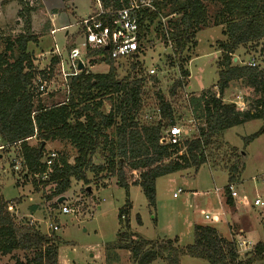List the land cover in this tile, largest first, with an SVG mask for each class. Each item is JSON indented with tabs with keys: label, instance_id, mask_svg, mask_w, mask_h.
<instances>
[{
	"label": "trees",
	"instance_id": "obj_1",
	"mask_svg": "<svg viewBox=\"0 0 264 264\" xmlns=\"http://www.w3.org/2000/svg\"><path fill=\"white\" fill-rule=\"evenodd\" d=\"M17 1L21 6L22 33L15 38L3 39L4 49L0 51V146L18 149L25 176L34 180L36 175L46 171L45 144L66 142L76 151L73 162L58 154L48 179L39 184L49 186L47 199L52 197L57 202L70 190L72 182L89 185L103 174L116 178V185L125 191L126 201L118 210L116 240L105 247L106 252L127 251L132 264L155 261L180 264L183 255L208 264H264V242L255 244L251 252L239 259L233 241L222 238L212 227L195 226L192 244L180 249L176 238L145 240L132 233L128 219L131 210L129 187H140L149 207L154 208L156 180L183 170L196 171L207 164L212 156V147H216L215 142H220L226 130L260 121V130L245 141L250 142L264 133V67L233 62L235 52L247 45L262 44L264 55V0H152L155 11L143 12L139 21V37L158 18L174 16L164 28L161 26L164 29L161 30V38L164 44L169 41L172 45L170 50L174 58L168 57L169 66L176 68L180 77L187 78L188 71L184 70L187 61L182 54L190 46H196L195 35L208 23L203 2L218 5L212 25L222 27L221 35L225 41L218 43L221 60L217 63V81L212 90L201 91L197 97L190 98L191 113L203 125L195 136L176 146L160 144L164 129L175 124L171 104L157 94L155 101L160 110L159 120L140 124L137 115L141 109L139 94L143 78L130 80L127 77L119 81L115 61L108 58L103 49H96L88 56L98 57V62L108 66L105 74L83 70L77 76L69 77L64 100L45 106L41 102L43 97L32 84L37 75H45V72L37 70L27 50L29 43L36 42L31 32L33 9L29 8L28 0ZM128 1L100 0V3L106 10H117ZM135 65L131 62V69H135ZM232 83L242 84L254 95V100L244 111L222 100ZM182 86V81H176L171 95ZM214 88L217 91L214 92ZM103 98L109 101L106 114L101 111ZM32 139L37 141V145H30ZM228 150L224 157L228 184L223 195L225 203L231 204L228 187L238 180L244 164L242 154L232 147ZM98 151L103 162L94 164L92 158ZM88 174L92 175V180ZM136 222L141 224L139 216H136ZM61 244L60 238L41 233L29 222L16 225L0 204V259L10 256L13 264H58ZM16 253H21V257H15Z\"/></svg>",
	"mask_w": 264,
	"mask_h": 264
},
{
	"label": "rangeland",
	"instance_id": "obj_2",
	"mask_svg": "<svg viewBox=\"0 0 264 264\" xmlns=\"http://www.w3.org/2000/svg\"><path fill=\"white\" fill-rule=\"evenodd\" d=\"M68 1L72 0L26 1L29 8L33 9L31 32L36 38L35 43L28 44L27 50L33 56L38 71L53 62L61 61L62 67L66 68L69 51L72 47L81 48L82 33L77 24L80 19H85L92 12L91 1L74 0L69 4L70 8L66 9L65 4ZM203 3L206 6L208 23L195 35L196 46H190L182 54L187 61L184 65V70L189 74L187 78L180 77L179 71L169 66L168 57L174 58V54L161 38V30H164L161 26L164 28L174 16L163 17L162 21L158 18L148 28L141 44V55L134 61L135 69L130 67L133 60L120 59L114 64L119 81H124L127 77H130V80L143 78L144 84L141 85L139 94L142 102L137 115L138 122L140 124L149 122L143 119L145 114L154 117L156 95L160 94L171 104L175 124L188 133L186 140L195 136L203 125L202 121L192 115L188 102L201 91L213 89L217 81V63L221 60L218 43L225 41L221 35L222 27L212 25L218 5L207 1ZM20 11L21 6L17 0H0V51L4 49L3 39L15 38L22 33L23 21L19 17ZM55 15L57 17L61 15L72 26L65 31H55L53 28ZM60 26V22L54 25L55 28ZM56 50L62 57H57ZM87 59L90 61L93 59L92 64L89 63L93 67L89 73L105 74L108 71V66L98 62V57L87 56ZM233 59H236L235 64L238 65H246L253 60L255 65L264 67L262 44L240 47ZM59 68L54 69L51 76L54 80L52 86L57 91L41 99L47 107L60 103L65 96V81ZM151 68H156V75L150 77L148 70ZM176 81H182L183 86L171 95V88ZM233 88L235 90L231 91L232 96L229 95L225 100L237 102L234 97L239 95L247 108L254 100L252 91L239 83ZM213 91L217 89L214 88ZM103 103L101 111L106 114L109 110V101L103 98ZM165 123L166 121H163V124ZM261 125L260 121H251L226 130L220 142H215L217 148L212 147V156L208 158L207 164L200 166L196 171L183 170L157 179L154 208L149 207L140 187H129L128 199L131 210L128 219L132 233L145 240L177 238V246L180 249L192 244L193 223L203 220L200 211L209 212L214 206V196L220 193L223 195V189L228 184L224 157L232 147L242 154L244 164L233 188L238 198L245 197L251 206L247 219L248 230L244 237L252 244L264 242V133L250 142L245 141L258 132ZM29 143L31 146L37 145L35 139ZM50 151L65 155L70 163L76 156V151L66 142H48L43 153L45 155ZM17 158L16 147L0 149V204L16 225L30 221L41 233L60 238L62 244L58 249V264H132L127 251H105V247L116 240L119 231L118 210L126 201L125 191L116 185V178L113 175H99L89 185L72 182L70 190L62 196L65 198L64 202L58 203L55 198L47 199L50 196L49 186L44 187L32 177H26L23 169L13 168L14 159ZM92 162L94 164L103 162L100 151L92 158ZM126 177L130 181V174L127 173ZM88 178L92 180V175L88 174ZM88 188L91 193L87 192ZM179 189L182 193L174 198L173 194ZM216 189L222 191L216 193ZM256 198L262 202V206H252ZM55 203L57 206H54ZM66 205L76 209V214H61L62 207ZM136 216L140 217V225L136 222ZM51 225L58 226V231L52 232L49 228ZM21 255L16 253L15 257L20 258ZM4 262L2 261V264ZM151 264L164 263L155 261ZM180 264L208 263L183 255Z\"/></svg>",
	"mask_w": 264,
	"mask_h": 264
},
{
	"label": "built area",
	"instance_id": "obj_3",
	"mask_svg": "<svg viewBox=\"0 0 264 264\" xmlns=\"http://www.w3.org/2000/svg\"><path fill=\"white\" fill-rule=\"evenodd\" d=\"M93 5V10L88 17L82 19L77 25L80 28L82 33V41L81 48L80 47H72L66 57V68L62 67L63 62H58L55 64V67L52 68V65L49 64L47 67L42 69L41 71L45 72V75H37L33 81V87L40 93L42 97L48 96L49 94H53L57 89L54 88L52 72L57 67H60V74L65 81V89L64 93H68L67 89V79L69 77L77 76L83 70H87V52L103 49L107 47L105 51L108 55V58L118 61L120 59L133 60L137 59V56L141 55L142 52V41L146 32L143 31V35L139 37V21L142 18L143 12L146 10L148 12L155 11L151 0H129L128 4L123 6L120 9H104L100 3V0H91ZM163 18H161L162 21ZM167 47L171 49L172 45L168 41ZM57 51V50H56ZM57 57H62L57 51ZM81 62L82 70L78 69V63ZM131 63V62H130ZM246 65L254 67L255 63L250 61ZM156 75V68H151L148 70V76ZM186 97V96H185ZM236 101L232 102L236 106L239 111H244L246 109L243 102H241V97L236 95L234 97ZM160 110L156 107L154 112V117H150L148 114L143 116L145 121H151L152 118L159 120ZM188 133L183 130L181 127L176 124L169 126L164 129L160 144L176 146L180 145L185 141ZM10 148L7 145L0 146V149ZM58 158V153L50 151L44 155V163L46 166V171L41 175H36L34 180L37 183L44 182L48 179L49 174L51 173L52 165L54 161ZM22 159L18 156L17 159H14L13 168L15 170L22 169L21 168ZM216 193L221 192L222 190L216 189ZM228 192L231 199L237 198V193L235 192L233 185L228 187ZM182 193L179 189L173 197L176 198L177 195ZM240 204H247V200L245 197H242L240 200ZM254 207L262 206V202L259 199H256L253 202ZM76 209L73 207L66 205L61 209V214L63 215H75ZM205 218L208 219V216L205 215ZM212 221H215V218H211ZM33 223L29 221V225ZM52 232L58 231V226H49ZM235 245V250L239 259H243L246 253H249L253 250L254 245L246 240L244 237H238L237 239L232 240Z\"/></svg>",
	"mask_w": 264,
	"mask_h": 264
},
{
	"label": "crops",
	"instance_id": "obj_4",
	"mask_svg": "<svg viewBox=\"0 0 264 264\" xmlns=\"http://www.w3.org/2000/svg\"><path fill=\"white\" fill-rule=\"evenodd\" d=\"M73 1L74 0L66 2V4H65L66 9L70 8V7L68 8V6L70 3H73ZM90 6H91V11H92L93 10L92 2H91ZM55 17H56V19L54 21V25L57 22H60V24H61V26L59 28H55L53 25V28L55 29V31H57V30L65 31L72 26L71 24H68L66 19L64 17H61V15L58 17H57V15H55ZM81 20L82 19H80V21ZM90 51L91 50H88V52H90ZM87 56H88V54H87ZM35 57H37V56H35ZM32 60H33V64H34L33 56H32ZM92 61H93V59H92ZM89 63H90V60L87 59V63H86V65H87L86 69L87 70L86 71H90L93 69V67L90 66ZM54 67L55 66L52 65V68H54ZM37 70H38V68H37ZM234 85H236V83L230 84L229 88L224 92V94L222 96L223 97L222 100L224 103H232V101H226L225 99H227V97H229V95H230V97L232 96L231 91L233 89L235 90V88H233ZM45 97H47V96H45ZM63 100H64V98H63ZM192 198H195V196H192ZM240 200H241V198H238V196H237L236 199H231V204H226L224 195H222V193H220L217 196L215 195L213 198V204H214L213 208L209 212L200 211V215H203V220H198V221L194 222L193 226L194 227L195 226L212 227L218 232V234L222 238L229 240V241L237 239L238 237H244V233H247V230H248L247 219H248V215H249V211H250L251 206L248 203V201H247V204H245V205L240 204ZM205 215L208 216V219L205 218ZM212 217L215 218V221L211 220ZM176 240H177V238H176ZM257 243H263V242L260 241V242H256L255 244H257ZM255 244L253 243V245H255ZM92 258H93V256H92ZM2 261H5L3 264H13V261L10 259V256L2 257L0 259V264H2ZM7 261H12V263L11 262L8 263Z\"/></svg>",
	"mask_w": 264,
	"mask_h": 264
},
{
	"label": "water",
	"instance_id": "obj_5",
	"mask_svg": "<svg viewBox=\"0 0 264 264\" xmlns=\"http://www.w3.org/2000/svg\"><path fill=\"white\" fill-rule=\"evenodd\" d=\"M106 50H107V47L105 48V51H106ZM235 61H236V59H233V62H234V63H235ZM78 69H79V70H82L81 62L78 63ZM41 146L43 147V143H42ZM87 192H88V193H91L90 188L87 189ZM64 200H65V198H64V197H61V198H59V199L57 200V202H58V203H62V202H64Z\"/></svg>",
	"mask_w": 264,
	"mask_h": 264
}]
</instances>
